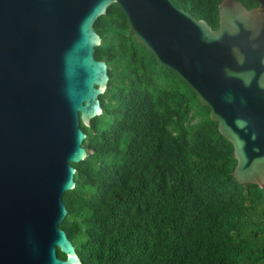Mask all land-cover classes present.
Instances as JSON below:
<instances>
[{"label":"water","instance_id":"obj_1","mask_svg":"<svg viewBox=\"0 0 264 264\" xmlns=\"http://www.w3.org/2000/svg\"><path fill=\"white\" fill-rule=\"evenodd\" d=\"M219 6V28L172 0H0V264H81L60 228L81 124L103 113L108 89L96 21L112 4L156 62L209 108L234 147L233 176L264 188V0ZM58 250L66 259L58 256Z\"/></svg>","mask_w":264,"mask_h":264},{"label":"trees","instance_id":"obj_2","mask_svg":"<svg viewBox=\"0 0 264 264\" xmlns=\"http://www.w3.org/2000/svg\"><path fill=\"white\" fill-rule=\"evenodd\" d=\"M172 1L219 28L223 0ZM95 30L110 80L102 115L81 124L87 155L60 225L81 264H264V188L235 180L209 108L136 41L118 5Z\"/></svg>","mask_w":264,"mask_h":264}]
</instances>
